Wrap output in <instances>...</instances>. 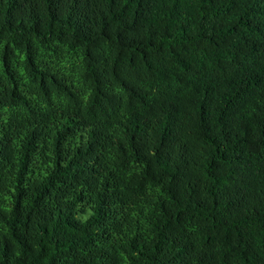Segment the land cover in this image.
<instances>
[{
	"label": "trees",
	"instance_id": "16d2710c",
	"mask_svg": "<svg viewBox=\"0 0 264 264\" xmlns=\"http://www.w3.org/2000/svg\"><path fill=\"white\" fill-rule=\"evenodd\" d=\"M0 264H264V0H0Z\"/></svg>",
	"mask_w": 264,
	"mask_h": 264
}]
</instances>
